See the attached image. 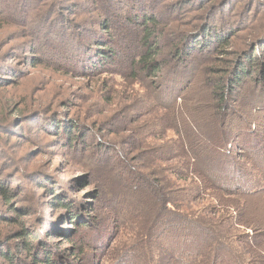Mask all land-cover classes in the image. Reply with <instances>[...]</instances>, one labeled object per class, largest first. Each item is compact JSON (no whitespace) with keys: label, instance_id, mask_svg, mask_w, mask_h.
<instances>
[{"label":"trees","instance_id":"16d2710c","mask_svg":"<svg viewBox=\"0 0 264 264\" xmlns=\"http://www.w3.org/2000/svg\"><path fill=\"white\" fill-rule=\"evenodd\" d=\"M128 1L107 0L106 15L96 20L77 17L72 12L73 4L64 0L50 1L42 12L37 11V19H30L26 0L22 1V8L26 4L27 10L24 8L18 16L37 26L34 36L39 45L35 47L36 51L46 53V45L52 42L53 36L56 51L61 44L74 48L82 40L93 37L92 48L88 46L85 57L87 61L85 58L83 61L87 63L89 57L98 56L109 62L117 56L114 48L118 45L116 35L110 32L112 24L117 22L113 7L116 11L118 6H123L120 10L124 12L127 24L140 31L137 37L141 52L130 64L131 69L136 74L146 73L149 78L156 79L152 87L157 92L154 100L159 106L164 104L163 101L170 103L166 107L179 106L178 101L183 102L184 94L193 84L195 69L185 68L191 55L197 52L193 47L208 49L215 40L219 52L224 54L232 40H225L218 26L209 25L216 16L214 14L229 0L208 1L199 12V25L183 36L181 44L173 41L168 55L159 45L171 31L163 28L156 7L144 5V2L149 5L147 0ZM101 34L105 37L99 38ZM200 34L201 37H197ZM65 52L68 54L66 48ZM232 54L236 55V60L232 69L226 72L230 76L215 85V122L198 129L183 117L181 119L175 108L171 112L170 126L179 137L177 151L186 159L190 173L187 172L185 177L194 178L200 187H189L188 191L173 177H168V170L157 165V162H163L159 157L160 150H147L151 148L147 143L134 146L135 139L140 137L139 132L134 134L131 130L133 133L126 143L125 155L119 148L116 131H112L105 141L96 138L94 144L89 148L86 146L84 152L89 150V156L85 157L82 152V160L90 176L86 180L78 178L73 181L80 190L95 184L98 191H92L93 201L82 211L80 207L67 203L66 196L54 194L52 198L50 205L66 207L70 224L78 226L77 241L58 255V259H54L55 255L41 242V232L36 230L40 224L23 220L24 216L31 214L18 211L15 192L0 176V197L6 208L11 209L9 213H15L13 218L19 220L18 244L8 245L5 251H1L6 264H264V224L255 227L247 219H254L246 213L247 208L239 213L233 207L240 199L241 202L255 200L264 209V103L258 100L264 98V24L258 37ZM33 58L34 64H40L37 56ZM251 81L256 89L254 93L258 91L259 95L251 97L250 93L241 100V92ZM7 122L8 119L0 121V132L8 130ZM67 123V126H58L59 129L53 127L54 132L58 136L61 134L69 147L76 148L79 141L87 143L86 137L80 135L87 126L74 121ZM131 123L136 124V120ZM191 125L201 132L193 133ZM205 136L214 146L211 154L200 146ZM142 150L145 156L140 157ZM151 150L153 154L146 157V152ZM36 173L49 174L46 170ZM172 176L183 180L177 173ZM206 190L215 191L214 208L202 212L183 211L179 202H193L195 191L205 194ZM225 199L228 201L223 206L234 210L232 216L231 210L220 211L218 208ZM123 205L127 209H123ZM139 214H143L142 219ZM126 226L134 233L116 246L118 234L124 228L127 230ZM242 228L246 231H240ZM88 249L95 252L97 260L93 261L86 251ZM26 257L30 262L25 260Z\"/></svg>","mask_w":264,"mask_h":264},{"label":"rangeland","instance_id":"374dc122","mask_svg":"<svg viewBox=\"0 0 264 264\" xmlns=\"http://www.w3.org/2000/svg\"><path fill=\"white\" fill-rule=\"evenodd\" d=\"M22 1L26 0H0V121L8 119V130L0 132V176L5 179L10 190L15 192L18 211L31 214L24 216L23 220L40 224L36 230L41 232V242L55 255L54 259H58V255L66 252L77 241L78 226L70 224L66 207L54 208L50 203L54 194L66 196L67 203L80 207L83 211L93 201L91 193L98 191V187L93 184L80 190L73 181L90 176L83 166L82 155L84 153L85 157L89 156V150H84L86 146L89 148L94 144L96 138L105 141L112 131H116L120 141L119 148L127 155L126 143L129 142L131 130L134 134L139 132L140 137L135 139L134 146L141 147L147 143L151 146L147 150H160L159 157L163 162H157V165L168 170V177H173L178 185L188 191L189 187H200L194 178L185 177L189 173L185 164L187 161L177 151L179 137L170 126L171 112L175 108L181 119L183 117V120L193 123L198 129L203 128L206 123L215 122V85L230 76L226 72L232 69L236 60V55L232 53L244 49L252 39L260 35L264 24V0H229L214 14L216 16L210 20L209 25L218 26L225 40H232L224 54L219 52L220 47L215 40L208 49L193 47L197 52L191 55L185 67L195 69L193 84L184 94L183 102L178 101L180 105L176 104L174 108L166 107L170 103L163 100L164 104L159 106L154 100L157 92L152 83L156 79L149 78L146 73L136 74L131 69L130 64L141 52L137 37L140 31L127 24L124 12L120 10L123 6H118L116 11L113 7L117 22L112 24L110 31L112 35H116L118 45L114 49L117 56L121 57L115 56L114 60L106 62L94 56L89 57L85 63L83 59L88 53V46L92 48L93 37L82 40L74 48L67 47L69 44H61L59 51H56L53 36L52 42L46 45V53L36 51L35 47L39 45L34 36L37 26L18 16L26 6L25 4L22 8ZM50 1L52 2L27 0L29 7L28 10L27 7L25 9L31 15L30 19H37V11L42 12ZM64 1L73 4L72 12L77 17L97 20L107 13V0ZM147 1L149 5L147 2L143 4L156 7L163 28L171 31L159 45L163 53L168 55L171 43L174 41L181 44L183 36L199 25V12L205 4L215 0ZM230 23L235 25L229 26ZM104 35L101 34L99 38L105 37ZM197 37H201V34ZM105 44L106 42L103 45ZM34 56L40 59V64H34ZM84 60L87 61L86 58ZM254 87L252 81L249 82L241 92V100L250 93L251 97L259 95L258 91L254 93ZM255 99L257 98H253ZM258 100L264 103V98ZM252 112L254 115V109ZM255 115L260 117L256 113ZM134 120L136 124L131 123ZM69 121L87 126L80 134L86 137L87 143L79 141L76 148L69 147L61 134L58 133V136L54 132L53 127L59 129L58 126H67ZM190 127L195 134L201 132L192 125ZM88 131L92 132L87 134ZM203 138L200 146L211 154L214 146L207 141L208 137ZM152 150L146 152V157L153 154ZM139 155L145 156L143 150ZM43 170L49 174L36 173ZM174 173L183 180L172 176ZM193 198V202H179L184 212H202L206 208L215 207V191H207L205 194L195 191ZM227 201L225 199L220 203V211H232L231 207L223 206ZM233 207L239 213L241 209L247 208L246 213L254 218L247 219L255 227L264 224V209L257 201L241 202L239 199ZM123 209H127V206L123 205ZM9 211L11 209L6 208L4 199L0 197V264H6L1 251H5L8 245L19 242L16 235L19 220L14 219L15 213L10 214ZM234 213L233 210L231 216ZM139 216L142 219L143 214ZM126 228L127 230H120L116 246L131 238L134 233L129 226ZM240 231L244 232L246 229L242 228ZM88 250L86 251L93 261L97 260L95 252ZM25 260L30 262L28 257Z\"/></svg>","mask_w":264,"mask_h":264}]
</instances>
